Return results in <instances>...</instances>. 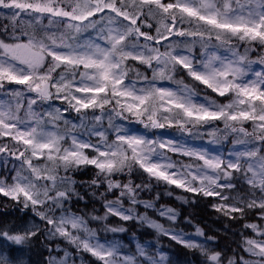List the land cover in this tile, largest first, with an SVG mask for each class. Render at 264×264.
I'll return each instance as SVG.
<instances>
[{
	"label": "snow or ice",
	"instance_id": "1",
	"mask_svg": "<svg viewBox=\"0 0 264 264\" xmlns=\"http://www.w3.org/2000/svg\"><path fill=\"white\" fill-rule=\"evenodd\" d=\"M0 20V197L34 217L0 213V264L34 242L46 264H172L162 237L198 264H264V0H0ZM177 189L239 226L230 255L149 216L175 223L157 204ZM113 218L157 243L126 246Z\"/></svg>",
	"mask_w": 264,
	"mask_h": 264
},
{
	"label": "trees",
	"instance_id": "2",
	"mask_svg": "<svg viewBox=\"0 0 264 264\" xmlns=\"http://www.w3.org/2000/svg\"><path fill=\"white\" fill-rule=\"evenodd\" d=\"M7 21L0 20V26H2ZM45 23H47L45 21ZM241 51H243L241 49ZM253 59L255 56L252 57ZM179 78V77H178ZM207 140V137L204 138ZM91 171H85L83 175H79L76 178L78 180H89L91 178ZM137 183L140 181L137 180ZM159 191L163 193L165 189L163 187L159 189H154L151 194L148 192H144L141 194L142 199H151L155 196L156 192ZM183 194L181 190L177 189L174 191L171 197L162 196L157 204V207L160 205H166L168 207H172L176 209L177 212L180 213L177 221L175 223L167 222L163 218H160L156 213L149 211V216L153 219L158 220V222L163 223L165 227H173L176 229H182L184 232H191L195 230V225H199L202 229H204L208 235L216 234L219 239V244L222 248H226L229 250V255L231 254V250L236 248V244L233 243L234 239H238L239 237H234L232 235L233 231H238L239 226L236 224L229 225L228 230H225V225L228 223L226 220L220 218L217 213L213 212L209 206H206L205 202H201L195 206H189L183 204L181 201L176 199L177 195ZM111 198V197H109ZM91 199V198H89ZM8 203L9 207L5 209L3 204ZM76 207L83 208V202L77 205ZM93 207L92 203L88 204V211H91ZM95 207L99 209L98 214H102L103 209L99 203L95 204ZM141 212L144 211L143 208L140 209ZM7 212L8 215L3 217L7 219L9 222H18L21 217L25 214L20 213L17 210H14L11 206V202L7 201L6 198L0 197V213ZM31 213V211H27V213ZM32 214V213H31ZM188 216L192 219V224H186L184 222V218ZM34 218V217H33ZM38 220V218H35ZM113 226L120 225L125 228H129L130 231L128 233H120L117 234V238L121 240L123 244L126 246L129 245V240L131 238L132 232H136V240L132 241L131 247L135 245L137 242H147L149 244H156L157 237L154 230L147 228H140L138 225L133 226L132 223H122L118 220V218H113L111 220ZM92 227H97V225L93 224ZM109 238H111V234H109ZM56 244H59L62 248H67L70 252H74V249L71 248L64 240L55 241L52 246L54 247ZM159 245L164 250L165 254L170 258L172 264H198L199 255L195 253L194 250H189L184 248L181 245L176 244L175 242L169 241L167 237H162L159 239ZM28 255V261L33 264H41L45 256L48 254L47 249L39 242H34L31 250L25 249ZM79 264V262H77Z\"/></svg>",
	"mask_w": 264,
	"mask_h": 264
},
{
	"label": "rangeland",
	"instance_id": "3",
	"mask_svg": "<svg viewBox=\"0 0 264 264\" xmlns=\"http://www.w3.org/2000/svg\"><path fill=\"white\" fill-rule=\"evenodd\" d=\"M30 219H33V218H30ZM30 219H29V220H30ZM194 232H195V230H194V231H191V232H185V233H194ZM135 244H136V243H135ZM133 248H135V245L133 246ZM16 254H17V255H20L18 252H17ZM59 255H60V256H63V252H60ZM22 256H23V255H22Z\"/></svg>",
	"mask_w": 264,
	"mask_h": 264
}]
</instances>
